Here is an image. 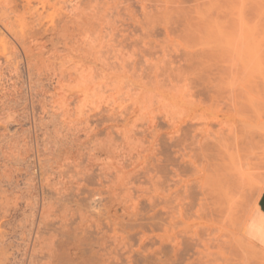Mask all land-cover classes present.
Returning <instances> with one entry per match:
<instances>
[{
	"label": "rangeland",
	"instance_id": "rangeland-1",
	"mask_svg": "<svg viewBox=\"0 0 264 264\" xmlns=\"http://www.w3.org/2000/svg\"><path fill=\"white\" fill-rule=\"evenodd\" d=\"M42 1L0 34V264H264V0Z\"/></svg>",
	"mask_w": 264,
	"mask_h": 264
},
{
	"label": "bare ground",
	"instance_id": "bare-ground-1",
	"mask_svg": "<svg viewBox=\"0 0 264 264\" xmlns=\"http://www.w3.org/2000/svg\"><path fill=\"white\" fill-rule=\"evenodd\" d=\"M6 1V0H5ZM10 2H11V0H9ZM9 1H8V3H9ZM13 1V0H12ZM15 1V0H14ZM13 1V2H14ZM26 1V5L24 6V11H23V13L22 12H20V13H22L21 14V16H19V15H17V16H19L20 17V19L18 18V19H16L15 18V20H18V28H20L18 31H16L17 30V28L15 29L14 27H13V25L11 24L12 23V19H10V20H7L6 19V14L8 13L7 11H3L5 14H3V12L1 13L3 16L1 17L0 16V34H3L4 36L6 35L7 36V34H10L11 35V37H13L15 40L17 39V41H19V43H21L22 45H20V46H22L21 48H23L24 47V40H22V39H27V40H29L30 41V39H28L27 37H26V33H27V31H28V33H29V31H30V33L32 32V30L33 31H35V28H36V26H38V25H41L42 23V25H44V22H42V19L43 18H40L41 19V22H40V20L38 21V22H40L38 25H36L37 24V20L39 19V17L40 16H43V14H41L38 18H35V19H30L32 16H33V13H31V8L29 7V5H30V3H31V0H25ZM37 1V0H36ZM13 2H11V5H13ZM17 1H15L14 3H16ZM47 2V1H46ZM17 3H20V2H17ZM17 3H16V5H17ZM41 3L43 4V8L44 9H46L45 7V1H42L41 0ZM5 5H7V3L5 4ZM31 6H33V5H31ZM5 7H7V6H5ZM4 7V5H3V8H5ZM26 7H29L30 8V16L31 17H29V15H28V17L29 18H27V12H28V10L27 11H25L26 9ZM12 8V7H11ZM28 8V9H29ZM37 8V7H36ZM7 9H8V7H7ZM36 10V9H35ZM12 11H14V9L12 10ZM12 11H9L10 13H8V14H11V12ZM37 11H38V8H37ZM28 12V13H29ZM19 13V14H20ZM18 14V13H17ZM4 15H5V19L3 18L4 17ZM13 15H15V14H13ZM12 15V16H13ZM23 15V16H22ZM11 15H9V17H10ZM12 16H11V18H12ZM45 18H46V16H44ZM53 17V16H52ZM7 18H8V15H7ZM51 18V17H50ZM14 19V18H13ZM30 19V21L31 20H33V21H31V22H34L33 24L34 25H32L33 27H31V22L30 21H28V20ZM35 20V21H34ZM44 20V19H43ZM51 21H52V19H51ZM50 21V22H51ZM16 22V21H15ZM35 22H36V24H35ZM55 22V21H54ZM17 24V23H16ZM54 24V23H53ZM53 24H51V25H53ZM36 25V26H35ZM39 28H40V26H38ZM52 27H54V25L52 26ZM39 28H36V31H37V29L39 30ZM45 29H47V28H45ZM41 31V30H40ZM39 31V32H40ZM7 32V33H6ZM46 32V31H45ZM29 33V34H30ZM29 34H28V37H31V35L29 36ZM35 34H33V36H34ZM36 36V35H35ZM7 39V38H6ZM10 40V39H9ZM33 40H35V39H33ZM33 40H31V42H33ZM7 41H8V39H7ZM28 41V42H29ZM12 42V41H11ZM6 45H4V44H2L1 46H0V52H1V54L0 55H2V53H4L5 54V52L4 51H6V46H8L7 44L8 43H5ZM17 44V43H16ZM254 44V43H253ZM15 45V44H14ZM18 45V46H19ZM2 46L5 48V49H3V50H1L2 49ZM253 47L255 46V45H252ZM9 47V48H8ZM7 48L8 49H10V46H8ZM29 47H31V45L29 46ZM29 47H24L25 49H27V48H29ZM250 47V46H249ZM11 48H13V47H11ZM16 48H17V45H16ZM256 49H257V46L255 47ZM261 47H259L258 49L261 51V49H260ZM7 49V50H8ZM17 49H19V48H17ZM31 49V48H30ZM12 50V49H11ZM15 50V49H14ZM13 50V51H14ZM251 50V49H250ZM249 50V51H250ZM259 50H255L254 51V48H253V51L254 52H252V51H250V56H251V58H253L252 59V63H253V67H254V77H256L257 79H259L260 77L262 78V77H264V60H263V58H262V56H261V54H260V52H259ZM27 51H29V49H27ZM16 52V51H15ZM17 52H19V51H17ZM27 53V52H26ZM243 53L244 52H242V55H243ZM247 53H248V51H247ZM241 54V53H240ZM192 57H194V55H192ZM191 57V58H192ZM240 57V56H239ZM264 57V56H263ZM201 58V57H200ZM250 58V59H251ZM193 59V58H192ZM200 60V59H199ZM241 61V60H240ZM251 62V61H250ZM202 63V62H201ZM252 69V68H251ZM17 71V70H16ZM253 72V71H252ZM0 74H2V73H0ZM201 75V74H200ZM0 77H2V76H0ZM200 79H203L202 78V76L200 77ZM256 79V80H257ZM262 80V79H261ZM7 81V80H6ZM262 82V81H261ZM4 84V83H3ZM258 87L260 86V83H259V85H257ZM257 87V88H258ZM3 89H5L4 87H3ZM191 89V88H190ZM188 91H190L189 89H188ZM191 92V91H190ZM189 93V92H188ZM187 93V94H188ZM189 95V94H188ZM191 96V95H190ZM264 141V140H263ZM257 145L259 146V144H258V142H257ZM257 146V147H258ZM264 147V146H263ZM261 148H262V146H261ZM260 149V148H259ZM262 150V149H261ZM264 150V149H263ZM258 151V150H257ZM221 153H222V151H221ZM223 153H224V151H223ZM236 153H237V150H236ZM259 152H257V154L256 153H254V155L256 154V155H259L258 154ZM261 153L263 154V152L261 151ZM252 154V153H251ZM250 154V155H251ZM225 155V154H224ZM223 155V156H224ZM233 155H235V153H233ZM253 155V156H254ZM255 155V156H256ZM231 156V155H230ZM240 156V155H239ZM254 156V157H255ZM259 156H263V155H259ZM232 157H234V156H232ZM252 156H250L249 158H251ZM257 157V156H256ZM255 157V158H256ZM253 158V157H252ZM258 159L260 158V157H257ZM264 158V157H263ZM262 158V159H263ZM229 159H231V157L229 158ZM234 160V159H233ZM250 160V159H249ZM249 160H247L246 162H248ZM230 161V160H229ZM232 161V160H231ZM231 161L229 162V163H231ZM235 161V160H234ZM238 161V160H237ZM251 161V160H250ZM249 161V162H250ZM233 162V161H232ZM243 162V161H242ZM237 164V165H236ZM236 164L234 163V167L235 166H237L238 168L240 167V166H238V165H240L239 164V162H236ZM248 164H251V163H248ZM231 165V164H230ZM230 165L228 164V166H226L227 167V169L229 168V170H230V168H231V170H233L234 171V168H232V167H230ZM243 164L241 163V166H242ZM232 166V165H231ZM237 169V168H236ZM241 169V167L238 169V170H240ZM241 170H243V169H241ZM240 170V171H241ZM230 172V171H229ZM244 172V171H243ZM235 173V172H234ZM234 173H233V175H234ZM245 173V172H244ZM35 174V173H34ZM229 174H231V172L229 173ZM242 174V173H241ZM241 174H237L236 173V175H241ZM232 175V177H235L236 178V182H234L233 181V179H232V182H234L232 185L230 184V182H229V184L230 185H227V184H225V183H228L227 181H226V179H225V181L224 180H221V182L223 183V181H224V183H223V195L221 196V192H220V196H221V199L223 200L224 199V202H226L227 203V206H228V208H230L229 209V211L231 212V210L232 211H234V209L239 205V203H240V201H241V198H242V195L241 194H243V188L245 187V183H244V180L246 181V179L243 177V176H241V177H239V180L237 179V177L236 176H233ZM249 175V174H248ZM229 176V175H228ZM227 176V177H228ZM256 179V178H255ZM251 180V177H249V180H247V181H250ZM255 182V181H254ZM221 183V184H222ZM248 183V182H247ZM225 186V187H224ZM228 186V187H227ZM219 187H220V185H219ZM222 188V187H221ZM220 188V189H221ZM263 188H264V184L262 185V187L260 188V193L262 192V190H263ZM220 191V190H219ZM260 195V194H259ZM34 200L36 201L37 200V195H34ZM221 200V201H222ZM36 205V204H35ZM36 207V206H35ZM239 207V206H238ZM31 208H34V206H32ZM222 209H223V207H222ZM224 210V209H223ZM222 210V211H223ZM34 212V211H33ZM32 212V213H33ZM224 212V211H223ZM223 212H222V214H223ZM251 212V211H250ZM225 214V213H224ZM223 214V215H224ZM229 215H231V214H229ZM223 218V217H222ZM226 219H228L227 217H226ZM223 220V219H222ZM232 220H233V218H232ZM32 221H34V220H32ZM33 223V222H32ZM226 223H227V221H226ZM224 224H225V222H224ZM34 225V224H33ZM220 225H222L221 223H220ZM229 225V224H228ZM226 225H223V227H225ZM245 226V225H244ZM31 227H33V226H31ZM227 227V226H226ZM29 230V239H30V237L32 238V239H30V240H33V236H35L36 235V238H37V235H38V233L37 232H35V231H33L34 229L32 228L31 230L30 229H28ZM35 234V235H34ZM231 237V236H230ZM35 237H34V239H36ZM233 238V237H232ZM24 239H28V237H26V238H24ZM23 239V240H24ZM246 239V238H245ZM30 240H29V242H30ZM247 241H248V239H246ZM26 241V240H25ZM34 241V240H33ZM227 241V240H226ZM24 242V241H23ZM29 242L28 243H25V244H29ZM234 242V241H233ZM31 243H33V242H31ZM21 244H22V242H21ZM29 246V245H28ZM30 246H31V244H30ZM177 246V245H176ZM222 247V246H221ZM236 247V246H235ZM224 248V246L222 247V249ZM239 248V247H238ZM221 249V250H222ZM261 249V248H260ZM227 250V249H226ZM225 250V251H226ZM31 251H32V254H31V257H32V255H34V253L37 251V248H36V240H35V242H34V244L32 245V248H31ZM228 251V250H227ZM262 251L264 252V249H262ZM174 252H176V248H175V251ZM178 252V251H177ZM221 253V252H220ZM27 254V252H25V255ZM227 254V253H226ZM225 254V255H226ZM228 256V255H227ZM231 256V255H230ZM232 257V256H231ZM248 258V257H247ZM226 259V257H224V260ZM232 259H234L233 257H232ZM34 262V260L33 261H31V263H33ZM225 262V261H224ZM234 262V261H233ZM247 263V262H246ZM227 264V263H226ZM248 264V263H247Z\"/></svg>",
	"mask_w": 264,
	"mask_h": 264
},
{
	"label": "crops",
	"instance_id": "crops-1",
	"mask_svg": "<svg viewBox=\"0 0 264 264\" xmlns=\"http://www.w3.org/2000/svg\"><path fill=\"white\" fill-rule=\"evenodd\" d=\"M248 238L261 249H264V188L246 224Z\"/></svg>",
	"mask_w": 264,
	"mask_h": 264
}]
</instances>
